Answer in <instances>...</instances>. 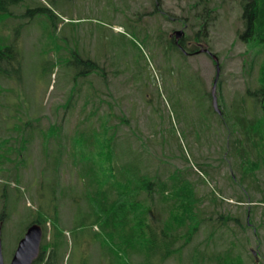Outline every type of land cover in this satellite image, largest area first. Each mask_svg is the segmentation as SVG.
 <instances>
[{
    "label": "rangeland",
    "instance_id": "rangeland-1",
    "mask_svg": "<svg viewBox=\"0 0 264 264\" xmlns=\"http://www.w3.org/2000/svg\"><path fill=\"white\" fill-rule=\"evenodd\" d=\"M43 1L64 21L54 35H47L43 21L26 19L14 46L20 73L11 60L4 62L9 75L0 74L4 264L33 215H52L55 206L65 227L64 263L107 264L92 238L84 196L88 183L79 175L69 142L94 109L99 114L114 111L119 161L136 155L144 171L161 177L179 169L204 196L200 208L205 219L193 241L160 264H215L206 256L227 248L240 255L243 264H264V168L256 171L255 179H242L237 155L227 142L232 135L208 93L216 71L212 58L204 51L185 54L165 45L182 29L181 38L188 36L185 47H207L217 55L218 106L232 126L231 115L242 107L246 89L258 86L262 63L264 67V49L237 37L240 0H159V10L154 0ZM204 5L214 9V18L206 39L195 41ZM22 6L13 10L19 13ZM18 21L7 19L2 33L12 36ZM72 52L95 60L105 76L91 72L74 80ZM245 99L246 116L259 117L254 97ZM80 220L85 221L82 230L76 229ZM42 229L49 239L51 225Z\"/></svg>",
    "mask_w": 264,
    "mask_h": 264
},
{
    "label": "trees",
    "instance_id": "trees-1",
    "mask_svg": "<svg viewBox=\"0 0 264 264\" xmlns=\"http://www.w3.org/2000/svg\"><path fill=\"white\" fill-rule=\"evenodd\" d=\"M239 4L242 27L236 33L238 39L244 44L264 49V0H240ZM18 5L24 6L19 13L13 10ZM212 11L213 8L204 5L200 14V28L193 34L195 41L206 39L207 27L214 18ZM10 18L19 21L12 28V36L6 37L2 33L3 26ZM35 18L46 24L43 28L47 35H54V29L63 21L43 0L37 4L34 0H0V74L9 75L10 71L4 62L8 64L11 60L17 64L14 66L20 73V59L14 50L15 40L24 21ZM73 20L68 22L73 23ZM49 25L52 26L51 30ZM186 39L187 35L182 37L179 46L168 38L165 45L185 54H189L186 50L193 54L196 47H185L183 40ZM72 54L76 55L75 52ZM75 57L70 61L76 68L72 76L74 80L88 76L91 72L105 76L103 68L95 60L81 55ZM258 80V86L246 89V94L241 98L242 107L231 115L232 126L228 125V118L223 119L222 110L220 115L226 124L227 133L232 135V140L227 142L237 155L242 179L248 176L255 179L256 171L264 168L263 63ZM247 95L254 97L255 105H260L259 117L246 116L244 107ZM88 102L89 99L84 105L87 106ZM114 115L112 109L100 114L96 109L89 110L82 118L86 126L78 125L69 140L74 162L80 166L79 175L88 183L84 196L89 204L86 213L92 217V238L103 250L107 264H160L170 257L180 255L193 241L205 219L200 208L204 196L198 195L192 181L179 169L161 177L144 171L136 155L126 161H119L117 130L111 123ZM224 216L225 219L229 218L227 215L221 218ZM33 222L42 227L49 223L52 233L47 239L43 231L39 254L32 264H65V227L61 224L57 207H54L52 215L37 212L30 221ZM84 222L80 220L76 229L82 230ZM214 233L213 228L207 233V238H211ZM233 253L231 248H227L209 253L206 258L215 264H243L241 256Z\"/></svg>",
    "mask_w": 264,
    "mask_h": 264
},
{
    "label": "water",
    "instance_id": "water-1",
    "mask_svg": "<svg viewBox=\"0 0 264 264\" xmlns=\"http://www.w3.org/2000/svg\"><path fill=\"white\" fill-rule=\"evenodd\" d=\"M183 34V30H176L174 32V37L176 41ZM199 51L208 52L211 54L212 59L215 62V78L213 80V85L211 87V97H212V105L213 108L220 113V109L218 107L217 95H216V82L219 75L220 67L218 58L215 54L209 52L207 48H200ZM42 228L40 224L34 222L31 223L25 230L23 236L18 241L16 249L10 259L9 264H32L33 260L38 256L41 240H42ZM0 264H4L2 249H1V239H0Z\"/></svg>",
    "mask_w": 264,
    "mask_h": 264
},
{
    "label": "flooded vegetation",
    "instance_id": "flooded-vegetation-1",
    "mask_svg": "<svg viewBox=\"0 0 264 264\" xmlns=\"http://www.w3.org/2000/svg\"><path fill=\"white\" fill-rule=\"evenodd\" d=\"M158 1L159 0H154V9H156V10H159L158 9Z\"/></svg>",
    "mask_w": 264,
    "mask_h": 264
}]
</instances>
